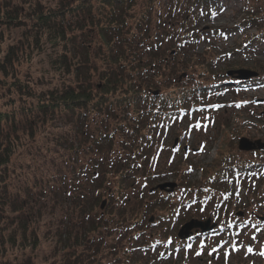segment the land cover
<instances>
[{"label":"trees","instance_id":"obj_1","mask_svg":"<svg viewBox=\"0 0 264 264\" xmlns=\"http://www.w3.org/2000/svg\"><path fill=\"white\" fill-rule=\"evenodd\" d=\"M209 2L185 0V17L191 18L194 11L195 20L209 15ZM176 4L175 0H59L43 5L42 0H0V264H37L32 254L25 253L41 247L37 227L47 194L57 192L62 202L74 206L77 217L64 216L61 225L48 228L46 235L54 239L42 258L44 264H134V250L145 245L150 251V246L159 244L144 241L152 210L165 211L157 218L161 221L165 215L170 220L162 229L167 236L168 227L191 217L189 212L198 207L217 218L219 212L210 211L208 205L220 209L233 198L231 190L222 188L226 175L236 171L242 184L244 176L260 175L264 148L247 152L258 157L253 159L242 155L224 159L217 154L214 161L221 172L211 178L204 169L209 192L202 197L186 192L174 198L173 193L156 189L144 194L136 188V177H143L144 188H150L161 175L158 169L151 171L159 129L172 127L170 123L185 112L204 111L207 104L202 100L219 89L220 84L207 85L206 80L225 77L233 83L231 88L240 82L264 83V68L258 62L251 66L257 76L238 80L226 76L229 69H217L208 55L196 57L192 72L199 82H195L187 71L192 55L186 47L197 34L191 36L189 28L178 40L164 24L171 23ZM253 26L254 39L261 42L264 9L247 10L233 29ZM12 31L18 32L15 40ZM170 43L173 47L167 51ZM33 52L44 55L45 66L36 76L30 71L22 74L18 67ZM180 70L187 72L181 79L176 77ZM55 120L66 129L54 138V146L60 148L50 149L48 138L36 141V137L44 132H40L44 124ZM28 144L38 152L41 147L56 153L67 150L74 162L65 172L20 174L13 156ZM88 154L86 161L83 157ZM148 169L151 173L146 174ZM17 172L21 178L12 183ZM186 178L180 172L178 185ZM228 226L193 239L204 238L220 249L222 231Z\"/></svg>","mask_w":264,"mask_h":264},{"label":"rangeland","instance_id":"obj_2","mask_svg":"<svg viewBox=\"0 0 264 264\" xmlns=\"http://www.w3.org/2000/svg\"><path fill=\"white\" fill-rule=\"evenodd\" d=\"M58 1L42 0V4L53 2L57 4ZM175 2L177 4L171 8V23L166 20L164 24L171 27L169 28L171 34L173 37L176 35L175 39L178 40L182 39V35L189 28H192L189 31L191 36L197 34L195 40H191L190 46L186 47L188 53L192 55L189 64L191 68L187 70L188 73L196 71L193 70L197 65L196 57L202 55L214 58L213 62L220 70L237 67L252 70L251 66L256 62L264 68V40L257 42L254 39L257 27L233 29L239 24L247 10L256 12L258 8L264 9V0H210L211 12L197 20H195L197 11L193 12L191 18L185 17V0H175ZM67 18L70 22H75L72 17L68 16ZM191 20L192 23L190 22L188 26ZM165 27L168 28V26ZM17 33L12 31V39L17 38ZM245 44L247 46H243L244 48L242 47L239 51L238 46ZM166 47L167 51H170L173 43L166 44ZM43 59L44 55L33 52L29 57L24 58L19 67L17 66L18 70L22 74L25 71H30L31 75L36 76L41 73L45 66ZM181 72L183 71L177 72L176 77L179 79L187 75V72L184 71L185 75H182ZM192 74L193 80L199 82L196 72H192ZM49 80L50 78L46 79L45 82L49 83ZM53 81L55 80L53 79ZM205 82L207 85L220 84L219 89L210 91L212 97L209 100H202L203 103L207 104L205 110L199 108L194 112L193 110L185 112L182 118L175 119L174 122L170 123L172 127H163L155 135L156 144L152 154L153 166L151 171L158 169L161 175L158 180L156 179L158 182L155 181L152 186L159 182H176V188L173 191L174 198L175 195L186 192L189 196L198 192L202 197L209 192V188L206 187L209 184L208 176L215 178L219 171L221 172L220 167L214 161L217 154H219V158L224 159H235L240 155H242V159L258 158L256 155L238 150L236 142L241 136L251 140L264 138L263 82H240L233 88H231L233 83L226 81L225 77H211ZM216 100L220 104L216 105ZM194 105L198 107L197 104ZM213 108H218V110ZM65 129L64 124L57 120L47 122L40 129V132L42 130L44 132L36 137V141L40 140L38 138L43 141L48 138L47 146L50 149L60 148L54 146V138L56 135H61ZM67 145L70 144L67 143ZM33 148L34 146L28 144L14 154L13 164L18 166L20 174L25 171L29 175L36 171L38 173L46 171L50 173L65 172L70 170V164L74 162L67 150L63 153L62 151L56 153L57 151H46L45 147H41L40 152H38L34 151ZM89 154L91 155V153ZM89 154L84 155V160L89 159ZM175 168H177L176 171H174ZM204 169L207 171V178L204 175ZM18 172L13 176L12 183H15L14 179L21 178ZM148 172L151 173L149 170L146 171V174ZM180 172L187 178L179 186L177 178ZM226 176L228 177L222 188L231 190L232 202L220 209L217 206L212 209V206L208 205L210 211L219 212L218 219L208 209L201 211L198 207V211L189 212V214L193 213L191 217L201 219L210 215L212 220L217 223V227L225 223L229 224L228 228L223 230V233L221 232L222 236L218 244L220 249H213L209 242L204 238L200 239V237L196 238L193 243L188 240L184 244H178L175 238V243L170 242L184 219H179V222L176 221V225L172 229L168 227L167 236H165V231L162 230L165 225L164 222H170V220L164 219L165 215L161 221L157 218L158 215L165 212L164 210V212L152 210L148 213V217L153 215V219L144 228V241L150 244L158 241L159 244L153 247L148 246L150 251L144 249L146 248L145 245L134 250L131 255L134 264H264V254H262L264 253V226L259 224L260 222L264 223V220L261 221L260 219L261 217L264 218V169L258 176H244L245 184L238 181V177L241 176L236 171ZM217 186L213 185V189L216 190ZM136 188L145 194L148 193L149 187L144 188L143 177H136ZM44 191H48L47 188ZM222 193L223 191L218 192L217 195L220 197ZM58 196L56 192V194L51 193L44 197L46 206L41 210V218H43L38 221L37 227L41 247L36 252L28 249L25 253L27 255L32 254L37 259V264H44L42 258L52 249L54 238L46 235L48 228L61 225L64 216L75 220L77 217V214L74 213V210L76 211L74 206H68ZM219 197L216 199L218 200ZM100 210L102 209L99 208V212ZM238 210L243 212L241 216L236 215ZM174 212L179 211L175 210ZM175 213L171 215L173 220ZM180 217L181 215L178 218Z\"/></svg>","mask_w":264,"mask_h":264},{"label":"water","instance_id":"obj_3","mask_svg":"<svg viewBox=\"0 0 264 264\" xmlns=\"http://www.w3.org/2000/svg\"><path fill=\"white\" fill-rule=\"evenodd\" d=\"M226 74L230 77L237 78V79H248L250 77H254L257 75L256 71L246 69V68H239V69H230L226 71ZM184 75V73H182ZM157 92L155 91L154 94ZM176 139L174 140V143ZM237 148L241 151H251V150H260L264 148V139H249L247 137L241 136L237 140ZM186 150V148H185ZM176 183L173 181H165L162 183L157 184L153 188L150 189H160L165 190L167 192H171L174 190ZM105 204V199L101 201L100 208H103ZM237 215H242L241 211L236 212ZM152 216L150 220H152ZM216 223L211 221L210 217L205 219H198V218H190L187 221L183 222L178 230H177V237L179 239H184L189 237L193 231L197 232L198 230L202 233L211 231L215 227Z\"/></svg>","mask_w":264,"mask_h":264},{"label":"snow or ice","instance_id":"obj_4","mask_svg":"<svg viewBox=\"0 0 264 264\" xmlns=\"http://www.w3.org/2000/svg\"><path fill=\"white\" fill-rule=\"evenodd\" d=\"M249 251H251V249H249ZM262 254H264V253H262Z\"/></svg>","mask_w":264,"mask_h":264}]
</instances>
